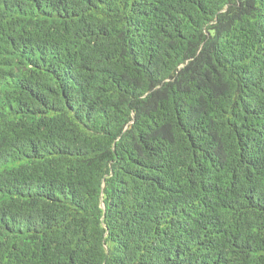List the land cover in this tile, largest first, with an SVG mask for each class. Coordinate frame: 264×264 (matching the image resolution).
<instances>
[{
  "label": "trees",
  "instance_id": "obj_1",
  "mask_svg": "<svg viewBox=\"0 0 264 264\" xmlns=\"http://www.w3.org/2000/svg\"><path fill=\"white\" fill-rule=\"evenodd\" d=\"M0 264H264V0H0Z\"/></svg>",
  "mask_w": 264,
  "mask_h": 264
}]
</instances>
